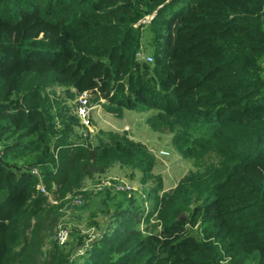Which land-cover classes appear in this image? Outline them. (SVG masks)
<instances>
[{
  "label": "trees",
  "instance_id": "1",
  "mask_svg": "<svg viewBox=\"0 0 264 264\" xmlns=\"http://www.w3.org/2000/svg\"><path fill=\"white\" fill-rule=\"evenodd\" d=\"M82 92L117 117L150 111L197 168L164 190L144 143L83 137ZM114 164L140 174L143 195L84 190ZM78 194L107 223L59 244ZM224 258L264 264V0H0V264Z\"/></svg>",
  "mask_w": 264,
  "mask_h": 264
},
{
  "label": "rangeland",
  "instance_id": "2",
  "mask_svg": "<svg viewBox=\"0 0 264 264\" xmlns=\"http://www.w3.org/2000/svg\"><path fill=\"white\" fill-rule=\"evenodd\" d=\"M149 38V32L144 29V37L143 42L147 41ZM145 45V44H144ZM144 53L150 55L151 47L145 45ZM101 107V106H100ZM95 108V107H94ZM102 108V107H101ZM101 114L100 109H95V116L101 122V128L105 130H114L118 132H127L130 138L135 140H142L144 142H148L150 151L154 154L156 159V165L154 166L153 172L158 173L162 176L163 179V188L164 190H168L173 188L178 180L189 171L196 169L191 160L181 157L177 152H175L174 148L171 145V140L169 142V134L168 132L163 131L162 133L154 134L150 126L145 121V117L151 114V112H141L137 110H127L128 114H126V118L116 119L117 116L113 115L115 119H104L98 117L97 113ZM106 112V111H105ZM126 112V113H127ZM134 115V117H131ZM94 116L91 115V123H95ZM121 117V116H120ZM93 129H95L93 127ZM96 131V130H95ZM164 149V150H161ZM167 154H162L161 151H166ZM115 165V164H114ZM126 170V171H125ZM126 175H111V177H107L105 179L113 180L115 183L118 182L124 186L125 190L131 195H135L140 197L142 194V186L139 182L140 175L136 174L135 171L131 172L128 169H124ZM126 177V179L124 178ZM133 177V178H131ZM123 178V179H122ZM121 181V182H120ZM92 185H85V189L91 188ZM127 186H129V190H127ZM146 188V187H145ZM90 201V200H89ZM89 202L78 204L74 203L72 200L69 204L66 205L64 212L61 217V223L68 225L69 231L72 230L73 227H77L85 234L89 235L91 238L93 236H97L100 231L95 227L89 225V220L95 219L100 228L105 227L107 221L102 214H97L93 217H90L91 209L88 208ZM52 235V232H51ZM53 237V236H50Z\"/></svg>",
  "mask_w": 264,
  "mask_h": 264
},
{
  "label": "built area",
  "instance_id": "3",
  "mask_svg": "<svg viewBox=\"0 0 264 264\" xmlns=\"http://www.w3.org/2000/svg\"><path fill=\"white\" fill-rule=\"evenodd\" d=\"M138 57L144 58L146 61L150 62L152 61V56L151 55H144L142 52H139L137 54ZM87 92H82L78 95L77 100L75 102L74 106V112L75 114L80 118V121L82 125L85 127L84 130H82V136L86 137L88 135H91L94 133L93 125L91 123V115H92V110L94 107L97 105H92L89 102V97H88ZM162 154H167V151H161ZM111 182H114L111 180ZM110 180L108 179H101L99 183H96L91 186V188H87L86 191L89 193H96L98 191H101L104 188L116 190V191H126L124 186L121 185L118 182L111 183ZM121 182V181H120ZM127 190H129V186L126 187ZM85 190V188H84ZM128 192V191H126ZM74 203L78 204H83L84 202V197L81 194H78L73 198ZM68 225L62 224L61 222L58 224V226L52 231V236L53 239L58 242L59 244H62L67 241L68 236H69V229L67 227ZM221 264H228V258H224L221 261Z\"/></svg>",
  "mask_w": 264,
  "mask_h": 264
},
{
  "label": "crops",
  "instance_id": "4",
  "mask_svg": "<svg viewBox=\"0 0 264 264\" xmlns=\"http://www.w3.org/2000/svg\"><path fill=\"white\" fill-rule=\"evenodd\" d=\"M100 109V112H101V114H99V112L97 113V115H98V117H100L101 119L102 118H104V119H115L114 117H113V115L111 114V113H108V112H105L101 107H100V105H97L93 110H92V116H94L93 114H95L94 112H95V109ZM127 112V110H124L123 111V113H122V116L121 117H117L116 119H121V118H126V114H128V112ZM131 117H134V115H132ZM145 118H147V117H145ZM94 119H95V121H96V124L95 123H93L92 125H93V127L95 128L94 130H98L99 128H101V122L98 120V119H96L95 118V116H94ZM126 120H127V118H126ZM145 121H146V119H145ZM154 134H156V132L157 131H152ZM158 133H162V132H158ZM169 137H170V139H169V142H170V140H171V135L169 134ZM135 140V139H134ZM138 141H140V142H142V143H144L148 148H149V141L148 142H144V141H142V140H138ZM161 150H164V149H161ZM167 151V150H166ZM126 171V170H125ZM136 172V171H135ZM136 174H138V175H140L138 172H136ZM111 175H126V173L124 172V168H121L118 164H115V165H112L111 167H109L108 169H107V171L104 173V175L101 177V179H105V178H107V177H111ZM125 179H126V177H124ZM123 179V178H122ZM163 180V179H162ZM85 185H91V183H90V181H87L86 183H85Z\"/></svg>",
  "mask_w": 264,
  "mask_h": 264
}]
</instances>
